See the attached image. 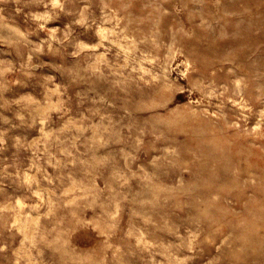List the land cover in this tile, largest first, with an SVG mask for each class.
<instances>
[{
	"label": "rangeland",
	"instance_id": "rangeland-1",
	"mask_svg": "<svg viewBox=\"0 0 264 264\" xmlns=\"http://www.w3.org/2000/svg\"><path fill=\"white\" fill-rule=\"evenodd\" d=\"M0 264H264V0H0Z\"/></svg>",
	"mask_w": 264,
	"mask_h": 264
},
{
	"label": "bare ground",
	"instance_id": "bare-ground-1",
	"mask_svg": "<svg viewBox=\"0 0 264 264\" xmlns=\"http://www.w3.org/2000/svg\"><path fill=\"white\" fill-rule=\"evenodd\" d=\"M105 27H106V26H105ZM105 27H104V28H105ZM100 29H101V28H100ZM106 29H107V28H105V30H106ZM105 30H102V31H105ZM113 31H114V29H113ZM101 33H103V32H101ZM104 33H105V32H104ZM104 33H103V35H104ZM113 33H115V32H113ZM121 34H123V33H121ZM101 35H102V34H101ZM123 36H125V35H123ZM120 37H122V36H120ZM123 38H124V37H123ZM127 38H128V37H127ZM111 39H112V38H111ZM129 39H130V38H129ZM80 41H81V40H80ZM109 43H110V42H109ZM111 43H113V42H111ZM127 43H128V42H127ZM127 43H126V44H127ZM100 44H101V42H100ZM118 44H119V43H118ZM126 44H125V45H126ZM94 45H95V44H94ZM121 46H122V45H121ZM93 47H94V46H93ZM125 47H126V46H125ZM116 48H117V47H116ZM122 48H123V47H122ZM124 50H125V49H124ZM103 52H104V51H103ZM103 52H102V53H103ZM127 52H128V51H127ZM102 53H101V54H102ZM124 53H125V52H124ZM99 57H101V56H99ZM122 58H123V57H122ZM100 59H102V58H100ZM121 60H122V59H121ZM141 60H142V59H141ZM112 61H113V60H111V62H112ZM122 61H123V60H122ZM143 61H144V60H143ZM150 61H151V60H150ZM100 62H101V61H100ZM124 63H125V62H124ZM166 63H167V62H166ZM125 64H127V63H125ZM142 65H143V64H142ZM142 65H141V66H142ZM165 65H166V64H165ZM119 66H120V65H119ZM123 66H124V65H123ZM166 66H167V65H166ZM166 66H165V67H166ZM129 67H130V66H129ZM131 69H132V68H131ZM142 69H143V68H142ZM82 75H83V74H82ZM152 76H153V74H152ZM164 77H165V76H164ZM114 80H115V79H114ZM158 80H159V79H158ZM169 84H170V83H169ZM147 86H148V84H147ZM164 86H165V85H164ZM167 86H168V85H167ZM169 86H170V85H169ZM154 88H155V87H154ZM154 88H153V90H154ZM138 99H140V98H138Z\"/></svg>",
	"mask_w": 264,
	"mask_h": 264
}]
</instances>
